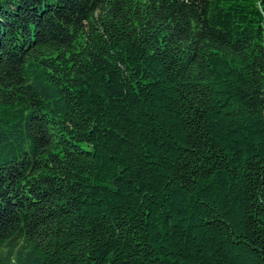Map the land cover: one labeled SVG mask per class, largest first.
I'll return each instance as SVG.
<instances>
[{
    "label": "trees",
    "instance_id": "16d2710c",
    "mask_svg": "<svg viewBox=\"0 0 264 264\" xmlns=\"http://www.w3.org/2000/svg\"><path fill=\"white\" fill-rule=\"evenodd\" d=\"M0 264H264V0H0Z\"/></svg>",
    "mask_w": 264,
    "mask_h": 264
}]
</instances>
